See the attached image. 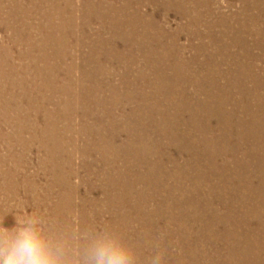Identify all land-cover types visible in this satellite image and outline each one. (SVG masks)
Segmentation results:
<instances>
[{"label": "rangeland", "instance_id": "374dc122", "mask_svg": "<svg viewBox=\"0 0 264 264\" xmlns=\"http://www.w3.org/2000/svg\"><path fill=\"white\" fill-rule=\"evenodd\" d=\"M152 1L0 0V218L66 264H264V0Z\"/></svg>", "mask_w": 264, "mask_h": 264}, {"label": "clouds", "instance_id": "9594fccd", "mask_svg": "<svg viewBox=\"0 0 264 264\" xmlns=\"http://www.w3.org/2000/svg\"><path fill=\"white\" fill-rule=\"evenodd\" d=\"M12 227L0 218V264H66L62 250L55 245L31 214L27 219L14 217ZM158 253L152 264H162ZM76 264H136L134 254L118 238L100 233L89 243Z\"/></svg>", "mask_w": 264, "mask_h": 264}, {"label": "bare ground", "instance_id": "6f19581e", "mask_svg": "<svg viewBox=\"0 0 264 264\" xmlns=\"http://www.w3.org/2000/svg\"><path fill=\"white\" fill-rule=\"evenodd\" d=\"M132 1V0H131ZM138 1V0H137ZM104 2V1H103ZM156 3V2H155ZM160 4V1H158L156 4ZM162 3H163V0H162ZM189 3V2H188ZM63 4V3H62ZM97 4V3H96ZM148 4L152 7V8H154L155 6H154V2L152 1V0H149V2H148ZM192 4V3H191ZM68 6V5H67ZM129 6V5H128ZM160 6V5H159ZM249 6V5H248ZM80 7V6H79ZM197 7V6H196ZM200 7V6H199ZM264 7V6H263ZM50 8H53V10L56 12V9H59V8H55V7H53V6H51L50 5ZM62 8V7H61ZM70 10V9H69ZM91 10V9H90ZM129 10V9H128ZM81 11H82V9H81ZM92 11V10H91ZM132 11V10H131ZM98 12V11H97ZM134 12V11H133ZM136 13V12H135ZM174 13H175V11H174ZM178 13V12H177ZM183 13V12H182ZM16 14V13H15ZM182 16H183V14H182ZM89 18V17H88ZM94 18V17H93ZM96 18V17H95ZM135 18V17H134ZM183 18V17H182ZM185 18V17H184ZM199 18V17H198ZM151 19L152 18H149V19H147V24H148V26L149 27H152L153 26V23H152V21H151ZM186 19V18H185ZM194 19V18H193ZM58 20V19H57ZM85 20V19H84ZM24 21V20H23ZM83 21V20H82ZM95 21V20H94ZM146 21V19H144V21L143 22H145ZM96 22V21H95ZM94 22V23H95ZM98 23V22H97ZM140 23V22H139ZM85 24V23H84ZM91 24V23H90ZM184 25H185V23H184ZM85 26H87V25H85ZM41 27V26H40ZM84 27V26H83ZM184 28H185V26H183ZM183 28V29H184ZM87 30V29H86ZM166 30V29H165ZM28 31V30H27ZM50 31V30H49ZM185 31V30H184ZM47 32V31H46ZM66 33V32H65ZM100 33V32H99ZM160 34V33H159ZM22 35H24V34H22ZM140 35V34H139ZM89 36V35H88ZM87 37V36H86ZM78 38V37H77ZM100 38V37H99ZM102 38H104V37H102ZM193 38V37H192ZM83 39V38H82ZM84 39H86V38H84ZM170 39V38H169ZM134 40V39H133ZM77 41V40H76ZM161 41V40H160ZM194 41V40H193ZM264 42V41H263ZM89 43V42H88ZM157 43H159V42H157ZM178 43V42H177ZM238 45V44H237ZM117 46V45H116ZM156 46V45H155ZM158 47V46H157ZM97 48H99V47H97ZM96 48V49H97ZM133 48V47H132ZM80 49V48H79ZM102 49V48H101ZM230 49V48H229ZM16 50V49H15ZM111 51V50H110ZM119 52V51H118ZM219 54V53H218ZM222 54V53H221ZM41 56V55H40ZM150 57V56H149ZM86 58V57H85ZM140 58V57H139ZM17 59V58H16ZM9 60V59H8ZM14 60V59H13ZM27 60H28V58H27ZM160 60V59H159ZM247 60V59H246ZM121 61V60H120ZM170 61V60H169ZM14 66V65H13ZM179 67H181V65L179 66ZM72 68V67H71ZM40 69V68H39ZM180 69V68H179ZM262 69V68H261ZM65 71V70H64ZM127 72V71H126ZM169 74V73H168ZM241 75V74H240ZM84 76V75H83ZM159 77H160V75H159ZM30 79V78H29ZM146 79V78H145ZM235 79V78H234ZM142 80V79H141ZM225 82V81H224ZM230 83V82H229ZM233 85V84H232ZM89 86V85H88ZM231 86V85H230ZM237 87V86H236ZM242 87V86H241ZM90 88V87H89ZM145 88V87H144ZM197 88V87H196ZM230 89H231V87H229ZM235 88V87H234ZM82 90V89H81ZM112 90V89H111ZM243 90V89H242ZM142 91V90H141ZM90 92V91H89ZM243 92V91H242ZM77 93V92H76ZM185 93V92H184ZM214 93V92H213ZM182 94V93H181ZM230 94V93H229ZM235 94V93H234ZM147 95V94H146ZM245 95V94H244ZM190 96V95H189ZM262 96V95H261ZM259 97V96H258ZM155 98V97H154ZM192 98V97H191ZM140 99V98H139ZM189 99V98H188ZM239 99V98H238ZM245 99V98H244ZM256 99V98H255ZM177 100V99H176ZM80 101V100H79ZM98 101V100H97ZM191 102H192V100H191ZM195 103V102H194ZM157 104V103H156ZM227 104H229V103H227ZM198 105V104H197ZM213 105V104H212ZM113 106V105H112ZM122 106H123V104H122ZM246 107H248V106H246ZM18 108V107H17ZM122 108V107H121ZM246 110V108L244 107V111ZM256 112L257 111H259V112H261V108H260V106H257L256 107ZM136 111V110H135ZM168 111V110H167ZM164 112H166V111H164ZM92 113H93V111H92ZM146 113V112H145ZM154 114V113H153ZM164 114V113H163ZM257 114H259V113H256V115ZM87 115V114H86ZM89 115V114H88ZM248 117L251 115V114H246ZM255 115V117L253 116V117H251V118H253L252 120L255 122V126L257 125V128H258V133H257V131H255L254 132V136H252L253 137V139H254V142H255V144L257 145V147H258V151L259 152H261V150H264V136H261V118L260 117H258V115L256 116ZM89 117V116H88ZM223 117V116H222ZM110 118V117H109ZM190 118V117H189ZM212 118V117H211ZM227 118V117H226ZM166 119V118H165ZM97 120V119H96ZM183 120V119H182ZM196 122V121H195ZM191 123V122H190ZM19 124V123H18ZM163 124V123H162ZM194 124V123H193ZM252 124V123H251ZM77 125V124H76ZM149 125V124H148ZM233 125V124H232ZM245 125L246 124H242L241 126H239V127H245ZM82 126V125H81ZM80 126V127H81ZM133 130V129H132ZM159 130H161L160 128H159ZM163 130V129H162ZM220 130V129H219ZM229 130H231V131H233L234 133H235V135L236 136H239V137H244V135H242L240 132H239V130H238V127H236V125L235 126H231V123H230V120H228V121H225L224 122V132H227V133H229ZM251 130V129H250ZM256 130V129H255ZM111 132V131H110ZM161 133V132H160ZM163 134V133H162ZM212 134V133H211ZM230 134V133H229ZM231 135V134H230ZM259 135V136H258ZM43 139V138H42ZM219 139V138H218ZM139 140V139H138ZM201 140V139H200ZM261 140H263V141H261ZM102 147V146H101ZM106 147V146H105ZM44 148V147H43ZM151 148V147H150ZM250 148V147H249ZM48 150V149H47ZM50 150V149H49ZM142 151V150H141ZM40 152V151H39ZM100 153V152H99ZM131 153V152H130ZM48 154V153H47ZM185 154V153H184ZM262 153H260L258 156H257V164H258V166L261 168V166L264 168V153L261 155ZM50 155V154H49ZM92 156V155H91ZM86 157V156H85ZM197 157V156H196ZM91 159V158H90ZM91 161V160H90ZM108 161V160H107ZM40 163V162H39ZM113 165V164H112ZM107 166V165H106ZM219 166V165H218ZM115 169V168H114ZM87 170V169H86ZM110 172V171H109ZM132 172V171H131ZM66 173V172H65ZM119 173V172H118ZM68 175V174H67ZM76 175V174H75ZM137 175H139V174H137ZM136 179H138V176L136 177ZM87 181V180H86ZM233 181V180H232ZM120 182H121V180H120ZM127 182V181H126ZM128 183V182H127ZM254 184V183H253ZM117 185V184H116ZM135 186V185H134ZM167 187V186H166ZM105 188V187H104ZM183 190V189H182ZM247 190V189H246ZM77 191V190H76ZM128 193V192H127ZM86 196V195H85ZM126 198H128V197H126ZM127 200V199H126ZM216 200V199H215ZM219 200V199H218ZM84 202V201H83ZM72 203V202H71ZM87 204V203H86ZM119 204V203H118ZM221 204H222V202H221ZM136 205V204H135ZM74 206V205H73ZM119 210V209H118ZM114 212V211H113ZM124 212V211H123ZM89 213V212H88ZM113 216V215H112ZM136 216H137V214H136ZM214 216V215H213ZM256 218V217H255ZM253 222V221H252ZM250 226V225H249ZM114 231V230H113ZM91 232V231H90ZM106 232V231H105ZM92 233V232H91ZM198 234V233H197ZM196 234V235H197ZM199 236V235H198ZM193 237V236H192ZM196 237V236H195ZM94 238V237H93ZM199 238V237H198ZM120 239V238H119ZM123 240V239H122ZM189 241V240H188ZM129 242V241H128ZM190 246V245H189ZM228 246V245H227ZM251 246V245H250ZM193 248V247H192ZM228 249H230V248H228ZM194 252V251H193ZM198 255V254H197ZM196 255V256H197ZM218 255V254H217ZM263 255V254H262ZM198 257H200V256H198ZM202 257V256H201ZM203 258V257H202ZM203 264V263H202ZM205 264V263H204Z\"/></svg>", "mask_w": 264, "mask_h": 264}]
</instances>
